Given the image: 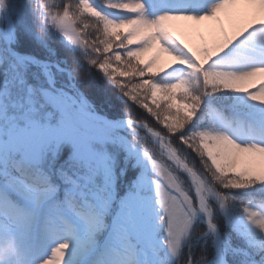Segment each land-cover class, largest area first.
Masks as SVG:
<instances>
[{
    "label": "snow or ice",
    "instance_id": "obj_1",
    "mask_svg": "<svg viewBox=\"0 0 264 264\" xmlns=\"http://www.w3.org/2000/svg\"><path fill=\"white\" fill-rule=\"evenodd\" d=\"M0 264H264V0H0Z\"/></svg>",
    "mask_w": 264,
    "mask_h": 264
},
{
    "label": "trees",
    "instance_id": "obj_2",
    "mask_svg": "<svg viewBox=\"0 0 264 264\" xmlns=\"http://www.w3.org/2000/svg\"><path fill=\"white\" fill-rule=\"evenodd\" d=\"M195 251H196V252H199V251H200V247H199V245H197Z\"/></svg>",
    "mask_w": 264,
    "mask_h": 264
},
{
    "label": "rangeland",
    "instance_id": "obj_3",
    "mask_svg": "<svg viewBox=\"0 0 264 264\" xmlns=\"http://www.w3.org/2000/svg\"><path fill=\"white\" fill-rule=\"evenodd\" d=\"M204 34H206V31H205V33ZM200 38V36L199 35H197V36H195L194 37V39H196V40H198Z\"/></svg>",
    "mask_w": 264,
    "mask_h": 264
}]
</instances>
